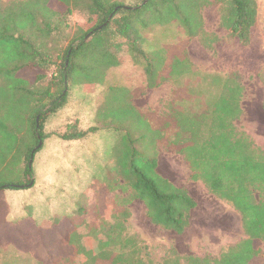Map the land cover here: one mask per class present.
Segmentation results:
<instances>
[{
  "label": "trees",
  "instance_id": "trees-1",
  "mask_svg": "<svg viewBox=\"0 0 264 264\" xmlns=\"http://www.w3.org/2000/svg\"><path fill=\"white\" fill-rule=\"evenodd\" d=\"M121 1L11 0L4 3L0 0V132L3 133L0 167L16 162L22 165L25 176L20 185L8 184L0 190L29 188L31 182L27 179L33 171L28 164L32 152L47 139L45 124L66 106L67 95L62 92L65 84L81 86L86 93L93 92L106 83L110 70L121 67L125 51L136 65L141 67L139 63H142L150 88L168 79L163 77L159 83L150 84L153 74L162 76L163 62L144 49L143 29L147 25L176 21L190 38L198 37L206 43L202 12L216 2L221 4V26L243 45H248L259 12L255 0H137L128 7L121 5ZM75 11L84 20L73 34L71 17ZM180 65L173 61L169 70L171 80L179 84L195 75L191 64ZM34 69L36 73L28 77L27 71ZM211 79L221 83L212 102L194 114L171 110L172 124H165L163 130H174L168 147L183 157L192 180L202 182L211 195L230 204L241 216L244 238L219 257H182L174 249L158 262L150 257L140 235L128 228L129 204L133 200L141 201L154 225L182 234L190 225L197 203L185 189L159 173L158 152L153 146L157 148L168 135L162 129H153L143 118L144 122L137 125L139 130L135 125V129L131 127L133 122L126 124L132 128L133 137L129 139L125 171L122 174L118 164L122 181L117 178L112 184L120 183L110 185L114 190H130V193L126 197L116 196L113 202L105 198L102 206L89 215L92 208L88 202L92 196L87 187L79 214L63 219L58 228L52 227L49 231L36 227L42 244L47 235L58 234V244L71 249V254L59 255L47 239L43 257L30 250L35 264H264V151L235 125L243 116L244 86L239 74H227L224 78L214 75ZM9 104L16 108L13 122L5 118ZM101 108L102 103L98 112ZM76 122H69L56 136L62 141L79 142L113 126L97 123L80 129ZM41 148L35 151L33 159ZM119 206L121 209L114 212ZM0 209H8L2 197ZM28 241L31 247L32 242Z\"/></svg>",
  "mask_w": 264,
  "mask_h": 264
},
{
  "label": "rangeland",
  "instance_id": "rangeland-1",
  "mask_svg": "<svg viewBox=\"0 0 264 264\" xmlns=\"http://www.w3.org/2000/svg\"><path fill=\"white\" fill-rule=\"evenodd\" d=\"M2 1L9 3L11 0ZM136 3L137 0L120 2L127 7ZM202 15L206 43L198 37L190 38L176 21L166 24L153 22L143 29L146 53L163 62L162 76L153 74L150 84L159 83L163 77L168 78L157 87L150 88L142 63H139L141 67L136 65L127 51L122 54L121 67L110 70L106 83L93 92L86 93L81 86L65 84L62 92L67 95L66 106L45 124L47 139L33 159L32 177L27 182L33 181L34 185L26 189L0 190L2 202L8 206L6 212H0V264H35L30 258V250L43 257L47 251L44 244L47 239L52 249L57 248L59 255H70L71 249L58 244V234L47 235L42 244L41 233L36 227L49 231V228H58L63 219L79 214V207L84 205L82 195L87 187L92 196L88 202L92 208L89 215L102 206L105 198L113 202L118 195L126 197L130 190H114L110 185L120 183L112 184L121 177L118 164L122 174L125 171L132 128L139 130L137 125L145 119L153 129L163 130L165 124H172L170 117L173 109L190 114L204 110L221 88L220 81L211 79L214 75L224 78L227 74H239L244 86L241 101L243 116L235 125L240 133L264 151V7L258 12L248 45H243L221 26L220 3L204 8ZM83 20L82 15L75 11L71 17L73 34ZM173 61L178 66L191 64L195 75L186 77L180 84L171 80L169 70ZM27 72H30L27 76L31 78L36 70ZM100 103L103 108L98 112ZM5 109V118L13 122L15 106L9 104ZM21 116L24 117V114ZM72 121H77L80 129L97 123L113 126L66 147L52 135H57L59 129ZM127 122L130 125L133 122L132 128L126 126ZM173 132L163 130L168 135L167 139L153 149L158 152L159 173L177 187L185 189L197 203L191 213L190 225L182 234L162 229L151 222L144 203L133 200L129 204L131 218L128 228L131 233L140 235L150 257L157 262L173 249L182 257H219L229 246L244 238L241 216L230 204L211 195L202 182L192 180L191 170L183 157L168 147V139ZM2 137L0 132V144ZM82 171L95 178L84 179V175L79 174ZM24 180L21 164L12 162L0 167V187L8 184L18 186ZM120 209V206L115 207L114 212ZM17 217L26 218L15 225ZM262 248L264 251V244Z\"/></svg>",
  "mask_w": 264,
  "mask_h": 264
},
{
  "label": "crops",
  "instance_id": "crops-1",
  "mask_svg": "<svg viewBox=\"0 0 264 264\" xmlns=\"http://www.w3.org/2000/svg\"><path fill=\"white\" fill-rule=\"evenodd\" d=\"M58 115V114H57ZM56 115V116H57ZM55 130V129H54ZM49 131H51V129L49 130ZM55 131H57V130H55ZM59 131H60V129H59ZM46 132V131H45ZM52 137H56V139L58 138L55 134L54 135H52ZM59 141L61 142V143H65L67 146L66 147H71V146H73V144L75 143V141L74 142H66V141H62V140H60V139H57V142L59 143ZM43 144V143H42ZM81 144V143H80ZM82 146H85V144L84 143H82ZM43 148V147H42ZM82 174L81 176H83L84 175V177L83 178H86V179H89L90 178V174L89 173H84V171H82V172H79V174ZM10 209V208H9ZM17 210V209H16ZM15 210V211H16ZM7 211V210H6ZM5 210H3V209H0V212L1 213H4V212H6ZM12 211H13V208H12ZM24 218H26V217H24ZM24 218L23 217H17V220L16 221H20V222H22V221H24ZM15 230H16V228H15ZM15 232V231H14Z\"/></svg>",
  "mask_w": 264,
  "mask_h": 264
},
{
  "label": "water",
  "instance_id": "water-1",
  "mask_svg": "<svg viewBox=\"0 0 264 264\" xmlns=\"http://www.w3.org/2000/svg\"><path fill=\"white\" fill-rule=\"evenodd\" d=\"M41 147H42V142H40L39 145H38V146L34 149V151L32 152V157H31L30 162H29V167L32 166V163H33V155H34L35 151H36L37 149L41 148ZM33 184H34V182L32 181V182L29 184V187H32Z\"/></svg>",
  "mask_w": 264,
  "mask_h": 264
},
{
  "label": "built area",
  "instance_id": "built-area-1",
  "mask_svg": "<svg viewBox=\"0 0 264 264\" xmlns=\"http://www.w3.org/2000/svg\"><path fill=\"white\" fill-rule=\"evenodd\" d=\"M255 2L258 5V11L262 10V8L264 7V0H255Z\"/></svg>",
  "mask_w": 264,
  "mask_h": 264
}]
</instances>
